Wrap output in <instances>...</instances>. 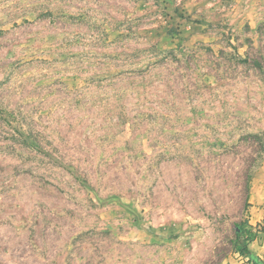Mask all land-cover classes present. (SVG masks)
Instances as JSON below:
<instances>
[{
    "label": "rangeland",
    "instance_id": "1",
    "mask_svg": "<svg viewBox=\"0 0 264 264\" xmlns=\"http://www.w3.org/2000/svg\"><path fill=\"white\" fill-rule=\"evenodd\" d=\"M259 199L264 0H0V264H263Z\"/></svg>",
    "mask_w": 264,
    "mask_h": 264
},
{
    "label": "crops",
    "instance_id": "2",
    "mask_svg": "<svg viewBox=\"0 0 264 264\" xmlns=\"http://www.w3.org/2000/svg\"><path fill=\"white\" fill-rule=\"evenodd\" d=\"M264 200L259 199L253 202V207L251 208V226L255 225L257 222L263 218V211L261 207L257 205L263 204ZM255 227V226H252ZM254 231V228H253ZM251 241L247 242V251L252 257L258 258L259 262L264 264V238L261 237L260 233L251 235ZM248 240V239H247Z\"/></svg>",
    "mask_w": 264,
    "mask_h": 264
},
{
    "label": "trees",
    "instance_id": "3",
    "mask_svg": "<svg viewBox=\"0 0 264 264\" xmlns=\"http://www.w3.org/2000/svg\"><path fill=\"white\" fill-rule=\"evenodd\" d=\"M240 237H244L245 239H251V236L248 232H244L243 230H241L240 232ZM247 248H244V251L246 250ZM254 258V257H253Z\"/></svg>",
    "mask_w": 264,
    "mask_h": 264
},
{
    "label": "built area",
    "instance_id": "4",
    "mask_svg": "<svg viewBox=\"0 0 264 264\" xmlns=\"http://www.w3.org/2000/svg\"><path fill=\"white\" fill-rule=\"evenodd\" d=\"M242 258L245 259V264H253L247 255H244Z\"/></svg>",
    "mask_w": 264,
    "mask_h": 264
}]
</instances>
